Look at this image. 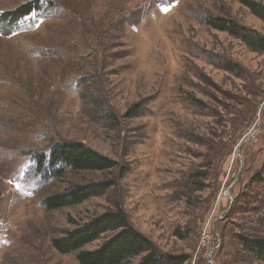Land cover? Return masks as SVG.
<instances>
[{
    "label": "rangeland",
    "instance_id": "1",
    "mask_svg": "<svg viewBox=\"0 0 264 264\" xmlns=\"http://www.w3.org/2000/svg\"><path fill=\"white\" fill-rule=\"evenodd\" d=\"M36 2L37 14L1 21ZM209 16L264 35L238 0H0V264H80L53 240L117 208L185 264H264L238 240L264 218L249 209L264 203L232 209L264 166V53ZM66 141L119 165L40 170V157ZM108 180L105 195L45 207L51 195Z\"/></svg>",
    "mask_w": 264,
    "mask_h": 264
},
{
    "label": "trees",
    "instance_id": "2",
    "mask_svg": "<svg viewBox=\"0 0 264 264\" xmlns=\"http://www.w3.org/2000/svg\"><path fill=\"white\" fill-rule=\"evenodd\" d=\"M238 1L264 21V4L255 0ZM39 11H41L39 3H27L15 12L1 16V21L17 23ZM206 21L214 29L240 39L253 51L264 53V35L257 30L228 17L209 16ZM224 66L228 70L235 69L229 62H225ZM139 110V105H135L125 115H135ZM46 162L50 163L54 169L53 173L57 175H62L66 168L74 171H109L119 165L115 159L81 142L70 141L57 144L49 155H42L39 159L40 170L44 168ZM252 181L255 182L253 188L256 187L257 190L253 192L252 188L248 191H241L234 199L232 209L238 205L243 206L248 200L252 203H264V166ZM113 185L114 182L108 180L98 184L78 186L68 193L47 197L44 204L49 210L76 205L91 197L105 195ZM263 209L264 205L262 208L252 206L249 211L259 214ZM256 220L258 225L254 227L244 225L242 232L238 233V240L245 251L264 262V218ZM108 232L116 233L104 240L97 248H86ZM53 246L63 254L75 253L80 264H124L135 256H140L135 264H185L186 262L183 255L160 250L151 238L132 224L128 214L122 208L106 211L82 227L67 231L64 236L53 240Z\"/></svg>",
    "mask_w": 264,
    "mask_h": 264
},
{
    "label": "water",
    "instance_id": "3",
    "mask_svg": "<svg viewBox=\"0 0 264 264\" xmlns=\"http://www.w3.org/2000/svg\"><path fill=\"white\" fill-rule=\"evenodd\" d=\"M256 133H257V130H256L251 136L247 137L244 141L249 140V139L252 138Z\"/></svg>",
    "mask_w": 264,
    "mask_h": 264
},
{
    "label": "snow or ice",
    "instance_id": "4",
    "mask_svg": "<svg viewBox=\"0 0 264 264\" xmlns=\"http://www.w3.org/2000/svg\"><path fill=\"white\" fill-rule=\"evenodd\" d=\"M169 9L168 8H162V11H164V12H167Z\"/></svg>",
    "mask_w": 264,
    "mask_h": 264
}]
</instances>
